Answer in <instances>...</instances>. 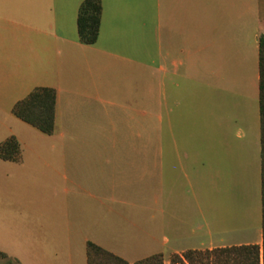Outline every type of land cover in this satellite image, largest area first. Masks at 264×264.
<instances>
[{
  "label": "crops",
  "instance_id": "0c3cea01",
  "mask_svg": "<svg viewBox=\"0 0 264 264\" xmlns=\"http://www.w3.org/2000/svg\"><path fill=\"white\" fill-rule=\"evenodd\" d=\"M56 1L53 7L51 0H0V22L12 11L13 22L27 32L25 39L0 34V110L19 125L10 134L21 149L17 161L0 158V250L12 251L21 264H77L82 249L86 264L87 240L129 263L161 252L163 264H169L173 252L241 243L256 242L261 251V228L254 241L199 238L203 233L195 232L204 228L202 215L196 227L187 228L190 219L179 217L171 196L177 185H186L201 204L199 195L208 197L210 186L225 182L227 91L250 98L260 143L258 41L264 37V0H152L149 8L146 0H101L94 43L78 40L81 0ZM34 3L49 8L52 16L35 24ZM5 44L10 69L3 72ZM23 48L25 55L18 54ZM147 68L153 72L152 99ZM3 79L9 86L4 95ZM36 85L55 88L51 133L11 111ZM96 117L111 123L122 119L137 137L152 117L160 147L125 150L123 163L114 166L111 150L63 146L68 138L86 135ZM46 137L57 138L61 146H33V138ZM25 140L31 141L22 147ZM233 156L232 162L240 164L235 149ZM55 167L59 179L52 173ZM20 181L33 187L31 195H7L8 185ZM259 183L261 196V157ZM132 187L145 197L128 198ZM135 204L136 220L122 206ZM115 220L134 228L133 239L130 232L118 234L125 237L119 248L110 244ZM140 252L148 254L133 259L123 254Z\"/></svg>",
  "mask_w": 264,
  "mask_h": 264
},
{
  "label": "rangeland",
  "instance_id": "374dc122",
  "mask_svg": "<svg viewBox=\"0 0 264 264\" xmlns=\"http://www.w3.org/2000/svg\"><path fill=\"white\" fill-rule=\"evenodd\" d=\"M36 2V1H35ZM56 0H51V5L55 7ZM37 3H34L33 20L35 24H38L42 19L50 18L52 11L49 8H43ZM147 8L152 5V0H146ZM6 19L0 22V34L2 37L10 39L14 37L24 38L27 36L25 28H20L13 20L16 15L12 11H6ZM12 20V21H10ZM35 36V34H34ZM10 51V46L6 44L3 46V60L2 69L8 71L10 64L6 60V53ZM40 51V48H38ZM152 52V44H147V52ZM18 54L25 55V49L18 51ZM152 54V53H151ZM148 56V53H147ZM150 62V57H147V63ZM146 86L147 95H150L152 99L153 93V72L147 68L146 71ZM2 82L3 95L4 91L9 89L4 79ZM5 98V96H4ZM247 99V98H246ZM245 99V93L240 92H226V145H227V166L225 172V182L221 183L219 187H209L208 197L199 195V199H204V202L197 204L195 197L191 190L186 185H177L172 198V208L175 209L179 217L183 215L189 220L187 228L196 227L201 222V215L204 221V228L196 230L195 233H203L199 238L211 239L214 242H246L254 241L258 239L261 228V196H260V183H259V163H260V143H259V124L254 128L251 116V102L249 99ZM10 104V103H9ZM8 105H6L7 107ZM5 108V107H4ZM3 109V108H2ZM8 109V108H7ZM9 111V110H8ZM0 141L12 133L11 130H18L19 125H16L11 118H9L4 110H0ZM7 117H6V116ZM126 121L118 119L117 121L110 122L105 118L96 117L93 124L87 126L86 135L79 138H68L65 140L64 145L71 148H82L89 150L103 149L112 151V163L114 166L121 165L123 163L124 151L145 148L147 150H153L160 147V143L155 139L154 135V121L153 118L146 119L144 135L137 137L133 135L131 130H127ZM255 135H254V133ZM31 140L23 141L26 144ZM33 146L58 148L61 144L57 138H33ZM163 147L167 146L165 140L161 143ZM31 146V144L29 145ZM233 149L237 156V159L241 158V163H233ZM240 156V157H239ZM109 157V156H108ZM152 159V156L148 157ZM53 174H57L56 167L52 169ZM56 179H59L56 175ZM57 184V183H56ZM55 184V186H56ZM224 184V185H223ZM33 187H29L25 181H20L18 184H9L6 188V194L12 197H26L31 195ZM57 193L61 191V187L57 185ZM150 189H146V196L150 197L152 192ZM61 194V193H58ZM186 197V202H183V197ZM68 195V192L65 193ZM145 197L142 189L138 187H132L128 190V198L134 199L136 202ZM173 199L175 200L173 202ZM129 207L132 211L131 217H137V205H122ZM202 213H201V210ZM128 211V208H127ZM128 226L125 221H114V228L112 231L110 244L113 248L123 247V240L125 237L118 235H125L131 233L129 237L133 239V226ZM207 227L210 229V233L207 234ZM122 245H119V244ZM207 248H201L205 250ZM3 251V250H1ZM6 252V251H5ZM9 257H15L12 251L6 252ZM129 259L138 258L148 253H123ZM167 254V251H164ZM83 249L81 250V260L78 261L82 264ZM18 259V258H17ZM199 259V258H198ZM19 260V259H18ZM21 263V262H20ZM198 264H207L205 254L202 256V260L196 261ZM0 264H16L11 259L0 257Z\"/></svg>",
  "mask_w": 264,
  "mask_h": 264
},
{
  "label": "trees",
  "instance_id": "16d2710c",
  "mask_svg": "<svg viewBox=\"0 0 264 264\" xmlns=\"http://www.w3.org/2000/svg\"><path fill=\"white\" fill-rule=\"evenodd\" d=\"M101 0H81L76 15L78 40L83 43H94L99 33L101 20ZM258 104L260 123V157H261V248L256 242L225 245L200 249H186L173 252L169 264H198L203 254L207 264H264V37L258 41ZM55 88L52 86L36 85L20 99H17L11 111L22 120L36 126L40 130L51 133L54 127ZM21 156L18 139L10 134L0 141V158L19 160ZM86 264H163L161 252H154L135 259L129 263L124 257L105 247L87 240L85 244ZM0 257L11 259L21 264L17 258L9 257L8 253L0 250ZM199 258V259H198Z\"/></svg>",
  "mask_w": 264,
  "mask_h": 264
}]
</instances>
